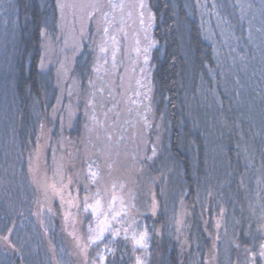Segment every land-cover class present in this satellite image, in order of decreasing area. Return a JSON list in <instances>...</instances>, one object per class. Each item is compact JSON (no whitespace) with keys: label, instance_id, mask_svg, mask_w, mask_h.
Here are the masks:
<instances>
[{"label":"rangeland","instance_id":"rangeland-1","mask_svg":"<svg viewBox=\"0 0 264 264\" xmlns=\"http://www.w3.org/2000/svg\"><path fill=\"white\" fill-rule=\"evenodd\" d=\"M110 4L117 7H110ZM141 4L146 7L141 8ZM197 7L206 40L215 50L222 74L232 79L231 86L229 84V88L223 89L234 101L235 80L240 114L248 118L259 131L260 141L257 145L254 143L253 147L254 152L259 154L260 147L264 149V93L257 94L259 83L264 89V0H197ZM57 9V27L53 34L45 37L41 61V67L52 83L47 127L39 120L41 113L36 104L32 109L37 124L35 146L30 156L25 153L23 155L28 162V172L32 174L35 170L38 156L45 149L46 142V149H49L50 154L49 168L45 173L47 179L43 185L44 188L54 185L60 193L53 195L51 190L48 191L63 206L66 219H74L75 222V214L81 216L77 232H71L76 235L77 251H81L78 244L83 246L87 243L89 227L95 229L98 224L91 208L85 211V198L89 205H95L99 200L105 212L112 204L117 211L126 213L122 221L113 223L120 229L128 227V238H124L123 231L115 239L111 234L105 233L103 242L89 247L87 255L83 252L87 264H92L98 252L106 255L105 264H108L119 239L131 245L133 256L130 264H153V239L157 230L153 217L161 207L152 187L160 180L161 184L170 181L176 192L172 199L173 218L167 227L169 235L174 241H179L190 230L188 213L179 197L184 190L182 178L177 162L172 161L167 152L165 133L168 123L164 115L156 111L158 101L154 98L152 51L158 44L152 31L153 12L147 0H57ZM17 17L14 0H0V97L4 99L0 107V146L3 156L9 158H6L8 175L3 177L6 183L10 181V194L7 192L9 198L20 173L15 170V162L12 160L15 155L18 156L20 149L14 144L12 137L11 124L18 109L10 89L11 69L18 48ZM105 28L108 29L107 32L104 31ZM153 42L154 45L149 47ZM145 49H148L147 64L144 61ZM250 49L256 52L253 59L247 62L251 57ZM86 60H90L91 67L87 71L80 70L85 72V81L81 85L77 78L80 69L77 64ZM210 85L212 88L209 91L199 95L202 100L200 114L192 105L189 109L194 122L197 118L201 119L195 123L194 128L200 130V137L203 139L204 166L198 167L197 156H194L193 168L194 174L203 169L199 179V193L204 203L209 202L211 197L216 198L213 207H210L211 214L205 217L206 220L211 219L210 226L218 238L213 262L234 264L232 248L237 243L239 234V226L236 222L234 224V212H238L240 204L226 181L219 184L215 182L224 178L222 174L226 169L224 166L227 156L224 141L216 128L222 121L218 114L220 103L217 105L218 84L215 78ZM206 99H210L211 106L205 110L203 105ZM79 112L84 118L83 148L80 149L85 160L83 170L87 183L84 184L83 193L73 194L72 178L67 174L65 165L77 153L68 131ZM226 134L221 136L225 138ZM153 162L154 168L151 167ZM89 165L92 171L99 174L95 182L89 178ZM152 170L166 176L160 179L162 175L153 173ZM253 174L254 187L258 190L254 194V203L264 212V185L260 184L264 178V160ZM243 178L244 176L241 181ZM175 183L180 190L175 188ZM113 197L116 198L114 204ZM209 211L208 207L207 213ZM236 216L239 215H235V218ZM26 219H29L27 213ZM100 219L103 220L104 217L101 216ZM4 226L0 222V231L5 230ZM145 228L148 231L147 248L134 247L131 239L133 232H140ZM258 230L262 232L260 240H256L253 233L249 235L253 251H258L259 245L264 243V217ZM10 232L14 239L9 236ZM9 233L6 235L12 242L15 240L26 245L29 244L28 237L32 239L36 235L41 238L35 222L31 234L28 232L29 236H25L19 226L12 227ZM29 246L30 258L35 263L39 258L48 263V256L43 250L37 251L39 246L36 241L33 240V246ZM108 248L113 252H108ZM243 248L244 246L237 248L235 264H244L246 253ZM62 251L65 250L58 252L60 264H74ZM1 254L3 253L0 251V259H3ZM191 264H199V260L195 259ZM256 264H264V261L257 258Z\"/></svg>","mask_w":264,"mask_h":264},{"label":"trees","instance_id":"trees-1","mask_svg":"<svg viewBox=\"0 0 264 264\" xmlns=\"http://www.w3.org/2000/svg\"><path fill=\"white\" fill-rule=\"evenodd\" d=\"M147 2L154 15L152 31L158 44L152 51L154 98L158 101L156 111L162 113L168 123L165 133L167 152L172 161L177 162L179 175L182 178L181 183L184 185V190L180 192L182 196L179 197L187 210L190 224L189 233L183 240L174 241L169 235L167 227L173 218L172 199L176 192L169 183L170 181L161 184L160 180L152 187L156 191L161 207L153 217L157 230L153 239L155 251L152 261L153 264H191L197 259L199 264H215L213 256L218 238L210 226L211 219L206 220L205 217L211 214L212 208L210 207H213L216 198L211 197L209 202L204 203L200 197L199 179H201L203 169L194 174L193 157L197 156L198 167L204 166L203 139L200 137V130L194 128L195 123L201 119L197 118L198 120L194 122L189 114L191 105L200 114L202 110L200 93H205L206 90L209 91L212 88L210 84L214 78L218 84L216 88L217 105L220 103L218 114L222 121L217 124L216 128L224 141L227 159H225V171L221 169L224 178H220L221 181L215 180L216 177L211 178L218 184L226 181L234 193V198L237 197L240 204L238 212H234V224L236 222L239 226V229L237 227L239 231L237 242L251 248L249 235L253 233L256 240H260V233H262L258 230V226L262 222L264 212L254 203V194L258 190L256 186L254 187L253 173L264 160V149L260 147L259 154L253 150L254 143L257 145L260 141V134L250 120L240 114L238 99L235 95V80L234 101L233 97L231 98L223 89L229 88V84L231 86L232 79L222 74L215 50L206 40L197 0H147ZM14 6L18 13V48L11 69L10 89L18 110L11 126H13L14 144L19 146L20 150H18V156L15 155L12 160L15 162V170L20 173L16 177L12 195L9 198L7 195L10 194L8 189L10 181L6 183L3 179L5 175H8L6 174L8 156L5 155L6 158L3 156L1 152L3 149L0 146L2 155L0 156V222L5 225L3 227L5 230L0 231V251L3 253L0 264H60L58 252L61 249L65 250L62 254L66 253L72 263L85 264L84 253L77 251L75 246L76 235L71 233L72 230L77 232L81 216L75 214L77 215L75 222L74 219H66L59 200L52 198L49 192L45 193L43 184L47 179L45 173L49 168L50 154L49 149H46V142L45 149L38 156L37 166L32 174L28 172V162L23 157L25 154L30 156L35 146L37 124L32 109L36 104L41 113L39 120L43 126L47 127V108L49 96L52 95V83L49 75L43 71L41 61L45 37L53 34L57 27V0H14ZM240 32L244 33L243 30ZM249 51L251 57L247 62L253 59L256 52L254 49ZM238 55L241 54L238 53ZM240 58L243 60V57ZM90 67V60L80 65L77 64V68H80L77 78L81 85L85 81L84 71ZM81 69L84 71L80 72ZM260 81L259 78L258 82ZM257 90V94L264 93L260 83ZM3 96L5 97V93ZM2 100L4 99L0 97V107L3 104ZM209 104L210 99H206L203 109L206 110L211 106ZM83 131L84 118L79 112L68 131L77 153L65 165L67 174L72 178L73 194L83 193L84 184L87 183L83 170L85 160L82 158L81 150L84 139ZM225 133L227 134L223 138ZM259 158H262L261 161ZM155 162L152 163V168ZM244 163L247 164L244 165ZM244 167L247 169L246 176ZM152 171L160 173L156 170ZM161 175L160 179L166 176L164 173ZM242 176L244 178L241 181ZM262 181L260 184L264 185V178ZM175 188L180 190V187H176V183ZM208 207L209 213H207ZM235 215L239 216L235 218ZM34 222L41 238L36 235L32 239L28 237V245L24 242L20 244L15 240L11 241L10 237L14 239L13 233H9L12 227L19 226L24 235L29 236L28 232L31 234ZM6 233H9L10 237ZM4 237L8 239L5 240ZM33 240L39 246L37 251L43 250L48 256V263L41 258L36 263L31 259L27 247L33 246ZM237 251L235 244L232 248L234 264ZM132 256L131 245L119 239L115 244L114 253L109 257L108 264H130Z\"/></svg>","mask_w":264,"mask_h":264},{"label":"snow or ice","instance_id":"snow-or-ice-1","mask_svg":"<svg viewBox=\"0 0 264 264\" xmlns=\"http://www.w3.org/2000/svg\"><path fill=\"white\" fill-rule=\"evenodd\" d=\"M59 7H63V5H58ZM110 7H117V5H109ZM122 7V5H121ZM141 8L146 7L144 4L140 5ZM151 19V17H150ZM105 32L108 31L107 28L104 29ZM154 45L150 44L149 47H152ZM148 49H145V56H144V61L145 64L148 62V55H147ZM99 174L97 172H94L91 170V165H89V178H91L94 182ZM115 187V186H113ZM51 190L53 195H58L60 194L57 192L56 188L54 185L52 186H47L45 188V193ZM116 198L113 197V204L115 203ZM122 203V202H121ZM89 208H91L92 214L96 216L98 220L97 227L93 229L92 227H89L88 230V236H87V243L85 245H79L78 247L81 248V251L87 255V249L91 247L94 244H98L99 242H103L105 239V233L111 234V237L115 239L116 237L120 236L121 231L124 232V238H128V227H125L123 229L115 227L113 222H119L124 219V214H122L121 211H117L115 207L110 204L109 209L107 212H105L101 206V202L97 200L95 202V205H89L87 203V198H85V211H87ZM103 216L104 219L101 220L100 217ZM135 223V221H133ZM5 240H7V237H4ZM131 239L133 241L134 247H140V248H147V240H148V231L147 228H145L143 231L140 232H133ZM242 245L240 242L236 243V247L240 248ZM107 247V246H106ZM108 252H113L111 248L107 249ZM243 251L246 253L244 264H256L257 258L259 260L264 261V243H261L259 245V250L258 251H253L251 247L244 246ZM106 260V255L101 254L100 252L97 253V257L95 260H93L92 264H96V261H99V264H105ZM85 264H87V261H85Z\"/></svg>","mask_w":264,"mask_h":264}]
</instances>
